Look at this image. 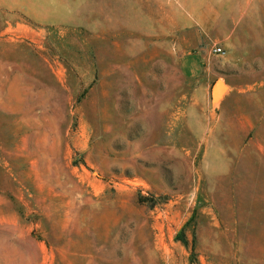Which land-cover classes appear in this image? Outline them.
<instances>
[{
  "label": "rangeland",
  "instance_id": "1",
  "mask_svg": "<svg viewBox=\"0 0 264 264\" xmlns=\"http://www.w3.org/2000/svg\"><path fill=\"white\" fill-rule=\"evenodd\" d=\"M0 264H264V0H0Z\"/></svg>",
  "mask_w": 264,
  "mask_h": 264
},
{
  "label": "built area",
  "instance_id": "2",
  "mask_svg": "<svg viewBox=\"0 0 264 264\" xmlns=\"http://www.w3.org/2000/svg\"><path fill=\"white\" fill-rule=\"evenodd\" d=\"M214 53L216 55H221V54H223V49L220 46H217L214 48Z\"/></svg>",
  "mask_w": 264,
  "mask_h": 264
}]
</instances>
